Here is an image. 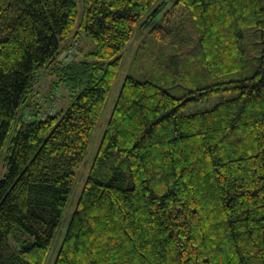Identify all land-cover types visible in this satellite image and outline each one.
<instances>
[{"label":"trees","instance_id":"obj_1","mask_svg":"<svg viewBox=\"0 0 264 264\" xmlns=\"http://www.w3.org/2000/svg\"><path fill=\"white\" fill-rule=\"evenodd\" d=\"M0 175V264H264V0H0Z\"/></svg>","mask_w":264,"mask_h":264},{"label":"rangeland","instance_id":"obj_2","mask_svg":"<svg viewBox=\"0 0 264 264\" xmlns=\"http://www.w3.org/2000/svg\"><path fill=\"white\" fill-rule=\"evenodd\" d=\"M172 4H170L168 6V8L172 10V8L170 7ZM167 8V9H168ZM167 12V11H165ZM184 10L178 9L172 13L168 12V16L170 17L171 20L176 21L177 19L181 18L182 14H184ZM181 15V16H180ZM85 31L82 32L81 34V45L83 44V49L81 53H79L78 57L79 58H84V54H86L87 51H89L91 48H93L95 46L94 42H92V40L89 37H86L85 35ZM148 40H150L149 34L147 33V31L142 30V29H137L134 32V35L131 39V41L129 42L128 46L126 47V49L123 51L122 53V64H121V68L118 72V75L116 77L115 83H114V87L112 88L106 103L104 105L103 108V112H102V116L100 118L96 133L94 135L93 141L91 142L90 148L88 150V153L86 155L85 161L82 165V168L80 170H78V178H77V182L75 184V188L74 191L72 193V196L70 198V205L67 208L66 211V217H65V221L63 222L61 228L58 230V233L56 234L55 240H56V246H54V249L52 250L53 255H55L56 251H57V247L60 245L61 240L64 236V234L66 233L67 230V224L68 221L70 219L71 213L74 210V206L76 205L79 196L83 190L84 184H85V178L87 176V173L89 171V168L93 162L94 156L96 154L97 151V147L99 144V141L101 139V136L103 134V131H105V129L107 128V124L112 112V109L115 105V102L117 100L118 94H119V90L121 88V85L124 81L125 76H127V73H129L131 66L133 64V61L135 59V55L138 51V49H140L142 47V44L146 43ZM171 42V41H170ZM169 42H166L165 44L162 45H169ZM76 45L71 46V48L67 51L70 52L74 49ZM156 44H154L152 41L151 43H147L146 44V49L150 52H154L157 53V48H156ZM178 46V45H177ZM173 50V49H172ZM178 50V52H183L185 54V52L183 51V49L174 47V50ZM190 58L192 59V57H194V53H193V49H191L188 53H187ZM153 58V62H154V57ZM45 81V80H44ZM42 81H40V85L41 86H46V81L43 82V85L41 84ZM238 94V92H222V93H217L214 95H211L203 100H192L191 102H189L186 106H184L181 110V114H191L194 112H198V111H205V110H209L211 108H213L214 106H216L219 102H221L224 99H228L231 97H234ZM1 177V175H0Z\"/></svg>","mask_w":264,"mask_h":264}]
</instances>
